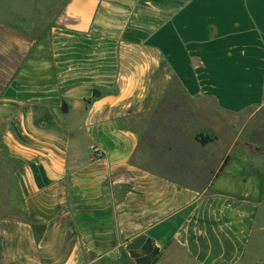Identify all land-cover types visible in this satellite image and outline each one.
Returning a JSON list of instances; mask_svg holds the SVG:
<instances>
[{
  "label": "crops",
  "instance_id": "obj_1",
  "mask_svg": "<svg viewBox=\"0 0 264 264\" xmlns=\"http://www.w3.org/2000/svg\"><path fill=\"white\" fill-rule=\"evenodd\" d=\"M34 20H0V264H264V0Z\"/></svg>",
  "mask_w": 264,
  "mask_h": 264
},
{
  "label": "rangeland",
  "instance_id": "obj_2",
  "mask_svg": "<svg viewBox=\"0 0 264 264\" xmlns=\"http://www.w3.org/2000/svg\"><path fill=\"white\" fill-rule=\"evenodd\" d=\"M47 1L52 3V7H49L50 14L48 12L44 16L38 14L37 12H41L45 8L43 4H48ZM33 3V0H0V20L7 22H21L20 26L24 27L27 32L35 33L37 30L33 29L31 26L35 22L34 19H39V22L44 23L45 20L49 19L52 13L55 12L57 6L61 3V0H39L37 8H34ZM35 24L36 23H34L33 26L37 27ZM253 113V111L249 112L246 115L247 118H243L244 116L238 118L241 129L242 125L246 123L247 120V124L251 125L248 128H251V141L246 143L240 141L239 146H246L255 155H264V110L256 114ZM250 116L251 119H249ZM248 129L246 131H248ZM222 146L223 145H220L221 148Z\"/></svg>",
  "mask_w": 264,
  "mask_h": 264
},
{
  "label": "trees",
  "instance_id": "obj_3",
  "mask_svg": "<svg viewBox=\"0 0 264 264\" xmlns=\"http://www.w3.org/2000/svg\"><path fill=\"white\" fill-rule=\"evenodd\" d=\"M198 139H199L200 143H202V144H206L209 141V139L205 138L203 135L199 136Z\"/></svg>",
  "mask_w": 264,
  "mask_h": 264
},
{
  "label": "built area",
  "instance_id": "obj_4",
  "mask_svg": "<svg viewBox=\"0 0 264 264\" xmlns=\"http://www.w3.org/2000/svg\"><path fill=\"white\" fill-rule=\"evenodd\" d=\"M92 149L96 150V147L95 146H91Z\"/></svg>",
  "mask_w": 264,
  "mask_h": 264
}]
</instances>
